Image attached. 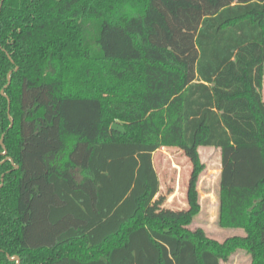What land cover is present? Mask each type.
<instances>
[{"label":"trees","instance_id":"16d2710c","mask_svg":"<svg viewBox=\"0 0 264 264\" xmlns=\"http://www.w3.org/2000/svg\"><path fill=\"white\" fill-rule=\"evenodd\" d=\"M263 89L264 0H0V264H264ZM201 146L242 235L189 228ZM172 147L188 207L152 212Z\"/></svg>","mask_w":264,"mask_h":264},{"label":"rangeland","instance_id":"374dc122","mask_svg":"<svg viewBox=\"0 0 264 264\" xmlns=\"http://www.w3.org/2000/svg\"><path fill=\"white\" fill-rule=\"evenodd\" d=\"M199 154L204 165L197 183L200 211L189 228H203L209 237L218 241L242 235L244 232L241 229L224 228L219 224L221 149L201 146ZM153 157L160 188L149 210L152 212H160L164 209L184 211L188 207L187 189L192 171L191 161L181 149L176 147L160 148ZM221 264H252V255L246 250L239 249L230 256L228 261H222Z\"/></svg>","mask_w":264,"mask_h":264},{"label":"water","instance_id":"95a60500","mask_svg":"<svg viewBox=\"0 0 264 264\" xmlns=\"http://www.w3.org/2000/svg\"><path fill=\"white\" fill-rule=\"evenodd\" d=\"M2 93L4 95H6L5 92H4V90H2ZM111 128L113 130L120 131V132H125L126 131V129L124 128V126L122 124L118 123V122H114L112 124ZM2 142H3V139H2ZM11 259H16V260H18V263H19V258H17V257H11Z\"/></svg>","mask_w":264,"mask_h":264}]
</instances>
